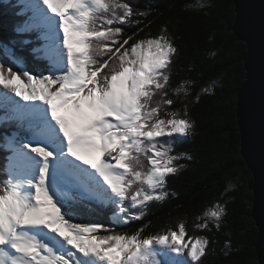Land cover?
Wrapping results in <instances>:
<instances>
[{
    "label": "snow or ice",
    "instance_id": "1",
    "mask_svg": "<svg viewBox=\"0 0 264 264\" xmlns=\"http://www.w3.org/2000/svg\"><path fill=\"white\" fill-rule=\"evenodd\" d=\"M28 9L31 15L14 31L43 29L51 67L47 75L33 74L14 42L0 40L23 66L0 62V102L11 103L18 117L39 115L42 137L35 145L13 144L0 180V264H202L211 241L188 236L183 221L175 230L144 235L146 226L118 232L76 209L97 200L115 207V223L141 220L150 202L166 199L167 178L187 166L178 162L191 157L175 153L174 144L194 124L163 98L178 51L174 38L165 28L129 45L133 36L124 38L125 26L138 25L135 17L147 13L126 0H31ZM186 83L175 93L187 95ZM224 212L216 204L195 227L211 230V220L218 230Z\"/></svg>",
    "mask_w": 264,
    "mask_h": 264
},
{
    "label": "trees",
    "instance_id": "2",
    "mask_svg": "<svg viewBox=\"0 0 264 264\" xmlns=\"http://www.w3.org/2000/svg\"><path fill=\"white\" fill-rule=\"evenodd\" d=\"M11 1L17 4V0H0V40L4 42L13 41L15 26L24 20L20 8V20L10 13ZM126 2L147 13L135 17L140 21L138 25L125 26L124 38L133 36L129 45L156 37L165 28L174 38L178 51L168 70L170 81L163 98L174 101L169 110H179L181 115L186 111L194 128L174 144L175 153H186L191 159L180 160L178 163L187 166L167 178L166 199L150 202L141 220L125 226L106 222V226L129 233L146 226L143 234L149 235L175 230L183 221L188 236H206L211 241L202 264H259L255 244L258 227L251 215L254 177L241 154L237 117L238 91L246 76L247 45L233 31L234 0ZM5 56L8 54L0 46V62L14 66ZM186 81L188 94H176L174 90ZM160 98L158 93L154 100ZM216 204L225 209L220 228L217 230L209 220L211 230L197 229L195 224L203 222L198 218ZM98 220L105 224L103 219Z\"/></svg>",
    "mask_w": 264,
    "mask_h": 264
},
{
    "label": "water",
    "instance_id": "3",
    "mask_svg": "<svg viewBox=\"0 0 264 264\" xmlns=\"http://www.w3.org/2000/svg\"><path fill=\"white\" fill-rule=\"evenodd\" d=\"M233 31L246 42V76L237 99L241 154L253 177L252 217L257 227L256 253L264 264V0H234Z\"/></svg>",
    "mask_w": 264,
    "mask_h": 264
},
{
    "label": "rangeland",
    "instance_id": "4",
    "mask_svg": "<svg viewBox=\"0 0 264 264\" xmlns=\"http://www.w3.org/2000/svg\"><path fill=\"white\" fill-rule=\"evenodd\" d=\"M27 2L29 3V2H31V0H28ZM11 4H12V8H11L12 11H10V13H12L14 15L15 19H17V16L19 15V12H20V11H18V9L21 7V5L23 6V2L20 0H17V4H15L14 1H11ZM15 50L20 54V56H22V53L19 51V49L16 46H15ZM5 58L10 59L9 56H5ZM11 66L13 67L14 70L16 69L15 66H13L12 64H11ZM16 67H17V69L19 68L17 65H16Z\"/></svg>",
    "mask_w": 264,
    "mask_h": 264
},
{
    "label": "bare ground",
    "instance_id": "5",
    "mask_svg": "<svg viewBox=\"0 0 264 264\" xmlns=\"http://www.w3.org/2000/svg\"><path fill=\"white\" fill-rule=\"evenodd\" d=\"M23 1L25 3H28L27 2L28 0H23ZM45 72L48 73L47 69L45 70ZM28 120H30L33 123L32 127L39 128L40 129V126H41V117L39 115H34L32 118H29ZM7 133H8L9 136H11V134H12L11 129H8L7 130ZM92 221H95V220L92 218Z\"/></svg>",
    "mask_w": 264,
    "mask_h": 264
}]
</instances>
